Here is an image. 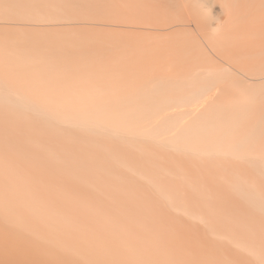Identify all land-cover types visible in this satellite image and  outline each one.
<instances>
[{
	"label": "bare ground",
	"instance_id": "obj_1",
	"mask_svg": "<svg viewBox=\"0 0 264 264\" xmlns=\"http://www.w3.org/2000/svg\"><path fill=\"white\" fill-rule=\"evenodd\" d=\"M0 264H264V0H0Z\"/></svg>",
	"mask_w": 264,
	"mask_h": 264
},
{
	"label": "clouds",
	"instance_id": "obj_2",
	"mask_svg": "<svg viewBox=\"0 0 264 264\" xmlns=\"http://www.w3.org/2000/svg\"><path fill=\"white\" fill-rule=\"evenodd\" d=\"M212 33L213 35H219V28L218 27L213 28Z\"/></svg>",
	"mask_w": 264,
	"mask_h": 264
}]
</instances>
